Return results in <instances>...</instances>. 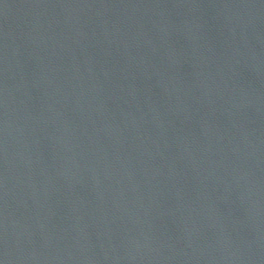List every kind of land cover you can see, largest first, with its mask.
<instances>
[{"label": "water", "instance_id": "water-1", "mask_svg": "<svg viewBox=\"0 0 264 264\" xmlns=\"http://www.w3.org/2000/svg\"><path fill=\"white\" fill-rule=\"evenodd\" d=\"M0 264H237L0 155Z\"/></svg>", "mask_w": 264, "mask_h": 264}]
</instances>
